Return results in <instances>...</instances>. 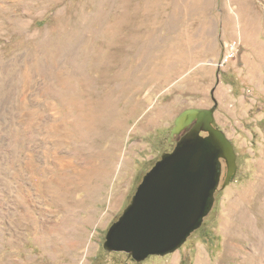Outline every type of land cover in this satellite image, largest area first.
<instances>
[{
  "label": "rangeland",
  "instance_id": "obj_1",
  "mask_svg": "<svg viewBox=\"0 0 264 264\" xmlns=\"http://www.w3.org/2000/svg\"><path fill=\"white\" fill-rule=\"evenodd\" d=\"M214 107L236 177L141 264H264V0H0V264H137L106 234Z\"/></svg>",
  "mask_w": 264,
  "mask_h": 264
},
{
  "label": "water",
  "instance_id": "obj_2",
  "mask_svg": "<svg viewBox=\"0 0 264 264\" xmlns=\"http://www.w3.org/2000/svg\"><path fill=\"white\" fill-rule=\"evenodd\" d=\"M215 110L194 109L180 117L174 133L191 119L204 121L177 140L174 149L143 176L106 234L107 251L125 253L141 264L150 256L176 252L203 226L220 186L227 187L238 171L234 145L217 127Z\"/></svg>",
  "mask_w": 264,
  "mask_h": 264
},
{
  "label": "built area",
  "instance_id": "obj_3",
  "mask_svg": "<svg viewBox=\"0 0 264 264\" xmlns=\"http://www.w3.org/2000/svg\"><path fill=\"white\" fill-rule=\"evenodd\" d=\"M238 52H239V43L231 42L227 47V51L225 53L223 61L221 62V66H224L231 59L235 58Z\"/></svg>",
  "mask_w": 264,
  "mask_h": 264
},
{
  "label": "flooded vegetation",
  "instance_id": "obj_4",
  "mask_svg": "<svg viewBox=\"0 0 264 264\" xmlns=\"http://www.w3.org/2000/svg\"><path fill=\"white\" fill-rule=\"evenodd\" d=\"M187 112H189V111H187ZM185 113H186V112H185ZM185 113H183V114H185ZM183 114H182V115H183ZM203 121H204V118H203L202 120H199V119H197V118H194V119L189 120V121L184 125V127H183L182 130H181V132L176 133L175 136H176L177 134H179L180 137H182L184 134H186L187 132H189L190 130H192L193 128H195L200 122H203ZM202 134H203V135H206L207 133L203 131ZM132 261H133V260H132ZM134 262H135V261H134Z\"/></svg>",
  "mask_w": 264,
  "mask_h": 264
},
{
  "label": "bare ground",
  "instance_id": "obj_5",
  "mask_svg": "<svg viewBox=\"0 0 264 264\" xmlns=\"http://www.w3.org/2000/svg\"><path fill=\"white\" fill-rule=\"evenodd\" d=\"M110 32V31H109ZM109 35H110V33H109ZM59 159V158H58ZM62 163V162H61ZM50 237H48L47 239H49ZM39 239V238H38ZM38 241V240H37ZM42 241V240H41ZM45 242V237H44V239H43V243ZM46 243V242H45ZM232 248H233V245L232 244H228L227 246H226V252H227V255L229 256V254H230V252H231V250H232Z\"/></svg>",
  "mask_w": 264,
  "mask_h": 264
}]
</instances>
